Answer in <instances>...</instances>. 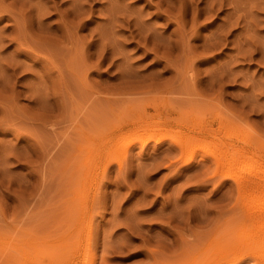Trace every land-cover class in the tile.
Instances as JSON below:
<instances>
[{
	"label": "rangeland",
	"instance_id": "rangeland-1",
	"mask_svg": "<svg viewBox=\"0 0 264 264\" xmlns=\"http://www.w3.org/2000/svg\"><path fill=\"white\" fill-rule=\"evenodd\" d=\"M167 1L0 0V252L58 254L87 206L78 242L90 227L97 264L216 237L227 262L258 263L261 221L244 213L264 192L216 175L208 152L230 132L264 147V0ZM190 136L185 163L173 138Z\"/></svg>",
	"mask_w": 264,
	"mask_h": 264
},
{
	"label": "bare ground",
	"instance_id": "bare-ground-1",
	"mask_svg": "<svg viewBox=\"0 0 264 264\" xmlns=\"http://www.w3.org/2000/svg\"><path fill=\"white\" fill-rule=\"evenodd\" d=\"M162 1V0H161ZM169 1V0H168ZM166 2V5L171 4L169 1ZM177 1V0H176ZM159 3V2H158ZM174 3V2H173ZM172 3V4H173ZM212 3V2H211ZM163 4V3H161ZM159 6V4H157ZM160 7V6H159ZM184 9V8H183ZM160 10V8H159ZM140 31V30H139ZM148 37V36H146ZM149 38V37H148ZM146 40V39H145ZM195 85V83L193 84ZM194 92V91H193ZM195 95H199L198 93ZM158 114H149L147 115V121H152L156 118ZM146 117V116H144ZM146 120V119H145ZM194 117L185 120V123H189L190 128H195L199 135L208 134L215 130L212 124H202V122L198 121L196 124L192 123L194 121ZM165 123H169L170 120L165 118L162 120ZM183 121V120H181ZM229 123V122H228ZM217 125L219 128L227 126L226 122L223 119H218ZM232 125V124H231ZM229 125V126H231ZM228 126V127H229ZM194 136V135H193ZM190 136L187 140H183L182 138H173V143L178 146L182 153L185 148L189 147L192 138H196ZM85 137V136H84ZM192 137V138H191ZM88 138V137H87ZM160 138V137H159ZM215 138H219V142L215 141L214 150L209 151L208 154L215 162V173L222 172V179L223 178H230L234 181L235 187L237 189L246 188V189H259L261 192H264V147L259 146L257 144V139L255 140L252 137H248L245 139H238L235 133H228L227 140L221 139V136L218 135ZM85 139V138H84ZM83 139V140H84ZM113 139V135L111 133L100 132L98 137V142H100V149L101 152L108 151L110 148L111 141ZM199 140V138L197 139ZM203 141V140H201ZM188 154V150L186 151ZM184 152V153H186ZM192 153V151L190 152ZM186 154L188 157L185 160V163H188L192 159L191 154ZM193 154V153H192ZM92 158H89L91 161H98L101 158V153L96 152L95 155L91 154ZM258 158V159H257ZM225 170V171H224ZM214 173V174H215ZM91 186V185H90ZM83 194V193H82ZM253 205L244 213V216L249 218L252 222H260L258 226V233H264V193H260L255 197L253 201ZM89 207L84 206V210L77 216H73L72 219V226L76 230L71 229V227L66 231L65 234V241L61 244V250L58 253L55 251L52 254L50 251H42L37 250L32 247L31 251V244L27 241L25 242H18L16 239H12L14 241L7 247L1 248L3 251L6 249L4 256V260L2 264H97L95 259V249L91 243V228L88 227L87 229V239L84 244H80L78 242V235H80L79 230L81 229V221L85 220L86 217H89ZM189 216V215H188ZM188 218V217H186ZM78 226V227H77ZM77 227V228H76ZM71 229V230H70ZM73 231V232H71ZM77 232V233H76ZM23 235V234H22ZM214 237V236H213ZM26 238V237H24ZM220 238V237H219ZM219 238H215L211 243L208 240V244L204 247L196 250H192L188 247L186 250H180L181 252L177 255H171L174 260H169L166 258L161 260L152 259L150 264H237L235 260H231L230 262L226 261L223 255V245ZM10 241V240H9ZM23 241V240H22ZM264 243V241H262ZM5 246V245H4ZM36 247V246H35ZM10 249V250H9ZM1 250V252H2ZM35 250V252H33ZM8 251V252H7ZM149 254H153V250L149 249ZM0 252V255L2 254ZM175 253V252H174ZM167 254V255H168ZM153 258V257H152ZM161 259V258H160ZM157 260L161 261L158 262ZM257 264H264V244H262L260 248V253L257 255ZM47 261V262H46ZM104 259L99 261V264H105Z\"/></svg>",
	"mask_w": 264,
	"mask_h": 264
}]
</instances>
